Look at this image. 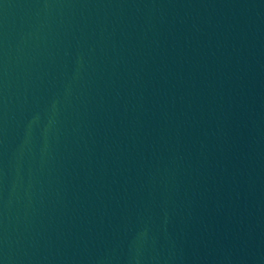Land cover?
Here are the masks:
<instances>
[{
  "label": "water",
  "instance_id": "1",
  "mask_svg": "<svg viewBox=\"0 0 264 264\" xmlns=\"http://www.w3.org/2000/svg\"><path fill=\"white\" fill-rule=\"evenodd\" d=\"M0 264H264V0H0Z\"/></svg>",
  "mask_w": 264,
  "mask_h": 264
}]
</instances>
